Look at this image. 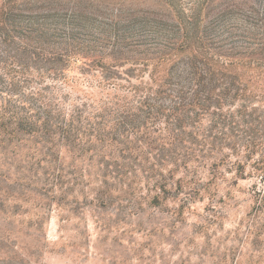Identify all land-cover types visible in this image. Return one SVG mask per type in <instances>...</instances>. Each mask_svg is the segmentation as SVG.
<instances>
[{
	"label": "rangeland",
	"instance_id": "obj_1",
	"mask_svg": "<svg viewBox=\"0 0 264 264\" xmlns=\"http://www.w3.org/2000/svg\"><path fill=\"white\" fill-rule=\"evenodd\" d=\"M263 4L0 0L1 56L9 53L29 62L19 72L5 68L10 71L6 81L15 74V80H25L13 95L0 89V123L8 120L1 116L13 105L20 115L26 112L30 123L37 119V107L67 121L75 108L83 112L82 122L76 123L81 129L69 137L56 125L55 133L44 135L42 119L33 126L37 131H19L16 119L0 126V264H264V63L249 55L214 56L222 81L235 79L242 89L223 105L231 123L228 136L220 150L193 159L172 177V164L156 165V178L138 165L132 171L134 160L128 154L146 153L155 139L157 145L167 143L174 136L171 126L164 120L149 121L119 136L117 123L137 112L134 88L157 87L149 74H165L180 58L174 54L155 66L150 62L148 68L132 60L109 65L113 56L124 60L160 54V35L130 36L134 17L147 16L171 28L181 19L190 20L197 9L202 27L206 13L207 20L218 19L223 32L215 45L223 40L246 45L260 39L255 23ZM137 39L154 43L139 44ZM118 43L121 48L113 46ZM64 49L69 56L62 66L47 63L45 68H51L42 70L33 63L40 52L50 57ZM94 57L103 61L91 64ZM107 71L115 74L108 80ZM40 89L41 94L29 95ZM22 95L29 100H18ZM210 118L188 126L185 134L196 128L201 137ZM160 173L168 181L166 191L159 187L164 181ZM193 187L199 191L189 193Z\"/></svg>",
	"mask_w": 264,
	"mask_h": 264
},
{
	"label": "trees",
	"instance_id": "obj_2",
	"mask_svg": "<svg viewBox=\"0 0 264 264\" xmlns=\"http://www.w3.org/2000/svg\"><path fill=\"white\" fill-rule=\"evenodd\" d=\"M258 14L255 28L259 29L260 35H255L260 36V39L258 40L257 38L251 42H247L246 45H239L235 42H224V40L221 44L215 45L216 42L214 41L216 37L220 35V32H223V29L219 28L216 24L218 19L214 17L213 19L210 18V20H207L209 13H206L203 19L204 27H202L200 24L202 14L197 9H192L189 14L190 20L181 19L174 22L171 28H163L147 16L134 17L130 20V23H133L135 29L132 32L129 31L130 36L151 35L155 36L156 39L160 35L164 39L163 44H160L164 46V49L160 50L161 46L155 43L160 54L145 59L126 58L121 60L113 56L114 64H109L111 67L115 66L117 64L116 62L123 63L126 60H132L134 64H141L148 68L150 62L152 64L156 62L153 64L155 66L157 62L165 61L168 56L174 54L177 55V58H180L170 66L171 69L165 74H158L157 76L150 75L151 73L149 74V77L153 81L158 82L157 87L152 85L146 86L145 89L147 90L145 91L141 90L138 86L134 88L136 95L139 97L137 112L122 116L119 123H117L116 131L119 136L125 134L127 131L133 132L141 129V127H146L149 121L156 122L160 120H164V122L171 126V130L174 132L171 140L162 144V146L161 144L157 145V139H155L148 143V151L146 153L137 156L129 153L128 157L134 160V164L131 167L133 169L132 171L138 165L143 171L148 170V174L150 173L152 177L156 178L158 175L154 171L156 165L162 167L165 164H172V169L170 170L172 177L173 172L177 171L181 166L185 168L189 167V162L193 159L199 161L206 154L210 155L220 150L223 146L225 136H228L226 126H231V123L227 122V116L223 115V105L229 100L236 99L242 89L236 85L235 79L222 81L217 71L219 68L215 70L214 63L217 60H214V56L234 59L233 57H236V55H249L250 60L256 61L257 63H264V4L263 11H259ZM210 39H213V42H209L208 40ZM137 40L140 41L138 42L139 44L149 45L154 43ZM115 45L120 47L123 44L118 43L113 46ZM3 52L5 51L2 50ZM68 52L69 49H64L59 55H52L50 57L40 52L33 63L37 66L36 68L42 70H44L43 68H45V64L47 63L54 66L57 62L62 66L67 62ZM41 54L44 56H40ZM210 54L212 56H209ZM96 61L102 62L103 59L94 57L91 60V64ZM28 65L29 62L25 57H16L9 53L7 57H4L0 53V89L7 88V93L13 95L19 89V84L25 79L22 81L21 78L15 80V74L10 81H6L10 71H7L5 68L11 66L12 69L17 68V72H19L21 68H26ZM102 67L105 68L104 63ZM49 68L51 67H46L45 69L47 70ZM56 70L58 69L56 68ZM112 73L114 72L110 73L107 71L104 74V78L106 80L110 79V77L115 75ZM41 91V89L30 91L29 95L34 96L35 92L39 95ZM18 100L27 102L29 96L27 98L22 95ZM30 103L36 104L34 102ZM12 108L13 110H9L8 113L5 111L2 114L1 117L6 115L8 120L1 122L0 126L5 125V123L6 125L13 124L14 119H16L15 122L18 124L19 131H37L38 129H35L37 126H33L36 123L38 124L39 120L42 119L40 128L44 135L55 133L56 129L53 128L55 125L66 137H69L72 132L81 129L76 126V123L80 124L82 122L83 113L78 107L73 110L68 121L65 118L62 119L61 114H53V110L45 109L43 106L37 107V119L31 123L28 121L29 116L26 115V112L20 115L16 111L17 105H13ZM22 111L24 112V110ZM209 115H211L210 126L203 130L201 137L198 135L200 130L196 128L189 130L187 135L185 134L188 126L196 127L197 124L201 123L203 117ZM225 144L236 148V144L232 141H226ZM125 148L124 150H127L129 147ZM139 158H141V161L136 163ZM144 162L146 164L149 163L146 168L143 167ZM214 165H217V163L215 162ZM160 175L164 181H161L159 187L166 191L168 181L164 179L165 177L162 173ZM177 184L180 188V180L177 181ZM198 191V188L193 187L189 193H197Z\"/></svg>",
	"mask_w": 264,
	"mask_h": 264
}]
</instances>
